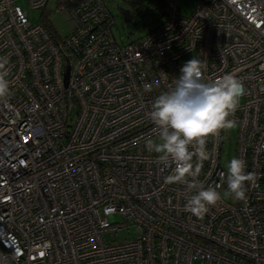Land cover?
<instances>
[{
	"label": "built area",
	"instance_id": "obj_1",
	"mask_svg": "<svg viewBox=\"0 0 264 264\" xmlns=\"http://www.w3.org/2000/svg\"><path fill=\"white\" fill-rule=\"evenodd\" d=\"M16 1L0 0L11 90L0 105V264H264V0H197L188 15L167 0L161 24L123 44L104 0H52L65 36ZM50 1L26 0L49 15ZM194 57L207 80L242 81L233 157L255 175L245 200L223 195L224 131L209 137L198 180L222 199L202 217L145 146L152 104ZM128 227L137 234L120 239Z\"/></svg>",
	"mask_w": 264,
	"mask_h": 264
},
{
	"label": "clouds",
	"instance_id": "obj_2",
	"mask_svg": "<svg viewBox=\"0 0 264 264\" xmlns=\"http://www.w3.org/2000/svg\"><path fill=\"white\" fill-rule=\"evenodd\" d=\"M7 64L8 59L0 57V105L4 106L11 96ZM206 70L207 65L195 57L182 66L174 85L152 104L150 117L155 125V136L145 142V146L157 154L159 164L172 168L165 183L183 184L193 193L186 201L185 210L197 217H202L222 199L216 187H205L198 180L203 162L211 155L206 147L208 139L235 127L236 122L230 117L245 92L235 72L207 80ZM151 90L152 85L144 86V91ZM226 167L227 191L223 195L245 200L246 183L254 182V173L247 172L246 161L237 157Z\"/></svg>",
	"mask_w": 264,
	"mask_h": 264
},
{
	"label": "rangeland",
	"instance_id": "obj_3",
	"mask_svg": "<svg viewBox=\"0 0 264 264\" xmlns=\"http://www.w3.org/2000/svg\"><path fill=\"white\" fill-rule=\"evenodd\" d=\"M137 1L141 9L136 11L132 8L131 2ZM157 0H104V3L114 19V24L111 27L112 35L117 43L123 44L142 36L149 28L155 27L160 21V12L166 10L156 8ZM18 4L26 11L27 20L32 23L41 21V16L45 12L41 9L29 8L26 0H17ZM197 0H179V12L183 15L192 13L196 7ZM54 2L51 0L47 4V10L51 12L49 19L60 36H65L70 32V25L60 13L54 12ZM130 11L134 14V18L129 22L125 21L124 13ZM187 59H183L182 63H186ZM223 142L221 149V164L226 167L228 162L234 156L235 148V127L230 130H224ZM116 221L120 222V216L116 215ZM137 234L134 228H121L117 236L120 239L129 238Z\"/></svg>",
	"mask_w": 264,
	"mask_h": 264
},
{
	"label": "trees",
	"instance_id": "obj_4",
	"mask_svg": "<svg viewBox=\"0 0 264 264\" xmlns=\"http://www.w3.org/2000/svg\"><path fill=\"white\" fill-rule=\"evenodd\" d=\"M150 1V0H149ZM158 2H157V6H156V8H161V9H164V7L166 6V4H167V0H157ZM131 5H132V8H134L136 11H139L140 9H141V7H140V5H139V2H137V1H134V2H131ZM166 15H167V7H166V10L165 11H162V12H160V21H159V24H161L164 20H165V17H166ZM124 18H125V21L126 22H129L131 19H133L134 18V14H132L130 11H126L125 13H124ZM41 22L49 29V30H52V28H53V26L51 25V23L49 24V14H48V12L47 11H45L44 13H43V15L41 16ZM158 24V25H159ZM158 25H156V26H158ZM151 28H153V27H151ZM151 28H149V29H151ZM148 29V30H149ZM147 30V31H148ZM146 31V32H147ZM145 32V33H146ZM141 37V36H140ZM139 37V38H140ZM139 38H137V39H139ZM134 40H136V39H134ZM132 41V40H131Z\"/></svg>",
	"mask_w": 264,
	"mask_h": 264
},
{
	"label": "water",
	"instance_id": "obj_5",
	"mask_svg": "<svg viewBox=\"0 0 264 264\" xmlns=\"http://www.w3.org/2000/svg\"><path fill=\"white\" fill-rule=\"evenodd\" d=\"M64 79H65V84L67 82L68 79V68L66 69L65 75H64Z\"/></svg>",
	"mask_w": 264,
	"mask_h": 264
}]
</instances>
